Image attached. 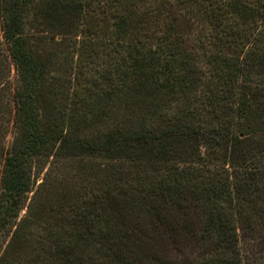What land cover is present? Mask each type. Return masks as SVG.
I'll use <instances>...</instances> for the list:
<instances>
[{"label":"trees","instance_id":"1","mask_svg":"<svg viewBox=\"0 0 264 264\" xmlns=\"http://www.w3.org/2000/svg\"><path fill=\"white\" fill-rule=\"evenodd\" d=\"M0 57V264H264V0H0Z\"/></svg>","mask_w":264,"mask_h":264},{"label":"rangeland","instance_id":"2","mask_svg":"<svg viewBox=\"0 0 264 264\" xmlns=\"http://www.w3.org/2000/svg\"><path fill=\"white\" fill-rule=\"evenodd\" d=\"M1 59H2V63H0V72H3L5 71L6 68L5 65H3L4 62L3 58ZM0 84H1L0 85V148L2 147L5 148L11 141V134H10L11 124H8L7 121L10 119L9 109L11 107L9 101V94L11 93L10 91H12V88L15 85V71L11 63L8 71V79L5 86L4 84L2 85V83Z\"/></svg>","mask_w":264,"mask_h":264}]
</instances>
